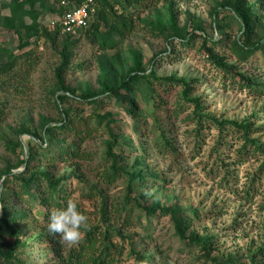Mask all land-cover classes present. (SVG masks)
Masks as SVG:
<instances>
[{
    "label": "rangeland",
    "instance_id": "374dc122",
    "mask_svg": "<svg viewBox=\"0 0 264 264\" xmlns=\"http://www.w3.org/2000/svg\"><path fill=\"white\" fill-rule=\"evenodd\" d=\"M14 1L0 0V264H60L70 249L56 250L46 208L15 195L8 168L40 176L44 193L58 181L62 201L117 230V264H264V0H103L69 36L56 30L75 0ZM123 19L125 35L114 30ZM105 82L117 95L97 103L69 92L98 94ZM23 150L30 166H19ZM130 183L160 210L132 204ZM164 207L187 236L211 239L210 260Z\"/></svg>",
    "mask_w": 264,
    "mask_h": 264
},
{
    "label": "trees",
    "instance_id": "16d2710c",
    "mask_svg": "<svg viewBox=\"0 0 264 264\" xmlns=\"http://www.w3.org/2000/svg\"><path fill=\"white\" fill-rule=\"evenodd\" d=\"M83 0H75V4H73L71 7L68 9L78 6ZM97 3L99 1L103 0H95ZM29 1H24V0H16L14 1V4L18 7L21 5L27 4ZM67 9V10H68ZM238 8L236 7L235 10ZM32 12V11H31ZM97 12V13H96ZM96 16L99 14V7L96 5ZM30 13V12H29ZM64 14V13H63ZM95 15V14H94ZM93 18V17H92ZM96 19V17H95ZM95 19L90 22L91 24L94 23ZM38 25V24H37ZM37 25H32V26H26V28L31 29L32 31H29V35H33L35 33ZM219 27L218 23L216 25ZM114 30L118 31L122 35H125L127 32H130L132 30V25L128 21V19H123V20H118L114 24ZM57 33H61L59 28H57ZM68 35V34H64ZM69 36V35H68ZM249 42V41H248ZM261 42H256V43H250L249 51L248 53H251L250 55L254 54L258 49H260ZM210 51H212L210 49ZM215 60L219 63H221V59L216 57ZM130 78H132V81L136 82L143 76L139 75V73H133L131 72L129 74ZM166 80H175L174 78L171 77H166ZM118 91V87H113L109 82H105L104 88L101 93L98 94H89L85 92H78L76 90H69L71 95L74 97H77L82 100L90 101L92 103H97L101 101L104 97L109 96L113 97L116 96ZM199 106L197 105V109ZM202 117V116H201ZM103 116H99L98 120L101 122ZM212 121L215 123L219 124V126L224 127V124H230L232 127H235L236 129H242L246 127V125L239 126L235 121H219L214 117H210ZM200 123L202 122V119L199 121ZM65 119L64 122H62V127L64 130L68 131H74L76 130L77 136L80 135L81 131L79 127H74V121L72 122H66ZM89 122L86 123V130L89 129ZM43 143H47V141H43ZM43 143L40 145L41 148L44 147ZM26 146V145H25ZM252 146H255V150L258 148H261L262 145L260 143L253 141ZM23 149V146H22ZM44 149V148H43ZM76 150L75 147H70L68 146L61 154L65 153H72ZM30 155L29 153H25L23 150V157L19 161V166H30ZM38 166V163L35 165ZM119 170H123L124 172H127L126 170L120 168ZM130 174V172H127ZM5 179L11 180L13 178H18L20 181V189L16 190V196L18 198L24 197L23 195H30L34 198L35 201H40V204L43 205L46 209H43L40 211V213L44 214L45 219L48 220L49 214L51 212V207L56 206L55 209L58 208H63L66 206V202L62 201V194L61 190L59 189V182L50 180L49 182V187L47 188V193H44L41 190V183L39 182L40 176H36L35 173L27 175V176H22L21 174H17L13 172V168H8L5 170ZM35 183H38V188H36L37 192H40L39 194L34 191L33 192V185ZM41 191H40V190ZM3 189L0 188V192H2ZM132 192V185L131 183L129 184V192H128V199L132 204H135L139 207H141L143 210H145L147 213L150 215H153L156 211L160 210L159 205H149L146 200H144L142 197H136L131 194ZM78 210L83 214L81 207L77 205ZM48 210V213L47 211ZM162 212L165 214H169L173 220L174 225L176 226L177 232L179 235L186 241H195L198 243V245L201 246L202 254L207 256V260H210V252H209V245L211 242L210 238H201L199 236H187L184 230V224L182 221L179 219V217L176 214L175 209L172 207H164L162 209ZM3 222H0V224ZM84 235L81 240V242L76 246L72 247L68 250L67 254L65 255H60V264H117L118 261L121 259V256L123 254V246L119 241H115V236L117 233V230L111 229V228H106L103 227L102 225H99L98 223L94 224L92 219L88 217V225L87 228L82 230ZM51 236V235H50ZM52 237V240H57V237ZM61 248V244L58 242L56 250H59ZM59 254V252H58ZM211 260L214 261V264H227V260H224L221 257H212Z\"/></svg>",
    "mask_w": 264,
    "mask_h": 264
},
{
    "label": "clouds",
    "instance_id": "9594fccd",
    "mask_svg": "<svg viewBox=\"0 0 264 264\" xmlns=\"http://www.w3.org/2000/svg\"><path fill=\"white\" fill-rule=\"evenodd\" d=\"M88 217L82 214L75 202L69 199L63 208L50 212L47 224L49 235L59 237L58 242L69 248L76 247L83 238V231L87 228Z\"/></svg>",
    "mask_w": 264,
    "mask_h": 264
},
{
    "label": "built area",
    "instance_id": "2783aa9c",
    "mask_svg": "<svg viewBox=\"0 0 264 264\" xmlns=\"http://www.w3.org/2000/svg\"><path fill=\"white\" fill-rule=\"evenodd\" d=\"M95 12V0H83L78 6L66 10L58 21L61 34L76 35L89 26ZM52 24L55 26L57 23L53 21Z\"/></svg>",
    "mask_w": 264,
    "mask_h": 264
}]
</instances>
